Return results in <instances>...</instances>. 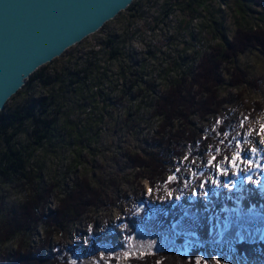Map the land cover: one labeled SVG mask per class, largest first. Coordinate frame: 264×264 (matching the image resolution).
<instances>
[{"label":"rangeland","instance_id":"obj_1","mask_svg":"<svg viewBox=\"0 0 264 264\" xmlns=\"http://www.w3.org/2000/svg\"><path fill=\"white\" fill-rule=\"evenodd\" d=\"M166 1L171 0H136L135 8L122 12L99 32L46 65L45 75L52 74L71 57L85 58V47L93 41H101L106 35L113 36L119 43L127 41V30L131 26L144 30L151 17L153 22H157V13H160ZM233 1L226 0V6L222 5V0H213L210 4L212 9L221 8L224 11V27L230 40L237 26L244 24L241 16L237 18L231 7ZM253 9L255 13L248 17V25L264 26L260 20L261 8L255 4ZM201 12L204 14L198 16L202 23L198 34H188L189 23L185 15L176 34V39L181 36L189 39L179 48L180 55L189 56L191 52L190 58L181 57L188 64L189 61H198L206 49L205 52L209 53L211 47L219 43L208 26L202 8ZM163 36L157 33L152 40L163 44L167 41L162 39ZM201 42L199 48L197 44ZM136 46L134 50L139 47ZM107 54L103 48L99 56L102 67L118 73L121 67L128 66L130 79L135 77L138 69L137 76L142 77L144 67H140V63H144L143 56L136 54L133 65L127 62L120 66L108 63ZM234 66L245 70L250 78L258 81L260 89L254 85H228L229 75L224 68L222 74L227 82L221 95L229 102L215 117L205 120L191 117V126L199 129L204 136L211 137V140L201 144L199 139L193 142L183 139L178 143L184 149L182 156L175 154V142L168 149L165 143L160 142L158 130L161 118L155 115L156 97L160 95L154 87L145 90L144 81L137 82L130 98H125L116 90L115 81L117 83L119 78L114 79L111 74L104 78L107 82L97 84L99 90L91 85L83 96L70 93L58 116L56 135L52 141L33 149L29 133L17 136L16 143L24 148L29 157L27 169L34 172L36 178L30 182L23 177L5 180L0 176V226L14 217L36 187L41 190L54 186L44 210L45 215L55 210L59 199L84 177L102 192L99 200H96L100 204L50 237L43 225L46 217H41L38 226L27 234L16 235L4 246L0 244V249L14 257L17 253H24L25 249L20 251L21 244L27 248L25 238L29 247L36 250L49 237L47 246L43 248L44 253L49 256L59 251L69 257L73 264H130L129 257L148 249L189 251L192 247H204L202 264H253L238 257L235 245L242 240H264V143H261L264 141V132L261 131L264 128V53L251 48L234 60ZM40 82V79L34 80L31 88L27 83L7 103L1 114L5 116L11 109L44 93ZM166 86L162 92L168 89ZM128 90L121 92L127 93ZM197 90L198 86H195L193 94ZM257 104H262V108L250 117ZM221 124L226 129L225 135L219 136ZM179 128L180 121H176L173 132ZM136 153L146 157L158 153L170 159L168 173L152 184L148 179L149 169L132 166L130 156ZM76 158L78 166L68 173L67 169ZM170 177L175 179L170 180ZM248 194L255 197V203L246 199ZM170 203L181 205L185 211L184 218L189 222L181 220L167 224L161 220L160 213ZM130 210L136 211L135 215L144 213L146 220L129 239L124 234V216ZM3 260H0V264H6Z\"/></svg>","mask_w":264,"mask_h":264},{"label":"trees","instance_id":"obj_2","mask_svg":"<svg viewBox=\"0 0 264 264\" xmlns=\"http://www.w3.org/2000/svg\"><path fill=\"white\" fill-rule=\"evenodd\" d=\"M212 1L171 0L163 4L165 15L178 6L184 12L187 23L192 17L194 19L204 14L201 12V8H203L208 19V26L213 30L214 37L219 39V43L214 44L211 51L205 53L200 59L191 81H188L187 78L178 81L175 87L157 100L155 115L161 118L158 130L159 140L167 145V149L172 142H175L177 156H182L184 153V149L178 145L183 139L191 142L199 139L201 144L211 140V137L204 136L199 129L191 126V117L197 116L201 120L215 117L229 102L221 95V90L227 82L222 74L224 68L229 75L228 85L232 87L254 85L260 89L258 81L250 78L245 70L234 66V60L251 48L259 49L264 53V26L248 25V17L252 16L251 13H255L253 9L255 4L261 8L260 20L264 22V0H234L231 3L237 18L241 16L244 20V24L237 26L231 40L224 27V17H222L224 11L221 8L212 9V5H210ZM222 3H226V0H222ZM136 4L134 3L130 8H135ZM116 41L113 36H109L106 40V50L110 58H118L121 53V47ZM99 56L100 51L92 50L85 54V58L74 59L71 57L63 66L56 68L49 75H45L46 65L43 66L32 75L28 81V87L31 88L30 84L34 80L40 79V86L45 94L42 93L36 99L28 100L20 107L11 109L5 116L0 112V176L2 179L14 180L23 177L30 182L35 180V173L27 169L29 157L24 148L16 143L17 136L29 133L33 149L43 146L46 141H52L53 136L56 135L58 116L62 113L70 93H78L83 96L87 92V87L96 86L106 76L107 71L102 70V60ZM195 86H198V90L193 94ZM92 94H94L93 91ZM256 107L252 110L250 117L258 113L262 104H257ZM176 121H180L181 128L176 129L177 131L174 133ZM225 129L223 124L219 126V136L225 135ZM213 141L215 140L213 139ZM226 149L229 150L228 147ZM130 159L132 166L136 169H149L148 179L152 184L168 173L167 166L170 159L158 155V153H152L149 157L136 153L131 155ZM78 162V158H76L67 172L69 173L73 167L78 166ZM53 191L54 186L41 190L36 187L32 193L28 194L14 217L0 226V244L2 246L8 244L20 233H29L31 229L39 225L41 217H46L43 225L47 236L50 237L56 231H61L69 224L80 220L89 209H96L100 204L96 200H99L102 193L91 185L87 177H84L59 199V205L55 210L45 215L44 210ZM184 212L181 205L170 203L160 213L159 218L167 224H174L181 220L189 222L184 218ZM135 214L136 211L130 210L124 216V234L129 239L146 220L144 213ZM49 237L45 240V244L43 243L44 245L36 250L29 247L25 238L27 248H24L25 244H21L20 251L25 249L24 253H17L14 257L11 254H5L6 250L0 249V260L4 259L3 262L6 261V264H73L69 257L62 255L59 251H55L49 256L44 253L43 248L47 246ZM235 248L239 258L250 260L253 264H264V240H242L236 243ZM204 251V247H192L189 251L173 248L163 251L148 249L143 253L129 257L128 262L130 264H202Z\"/></svg>","mask_w":264,"mask_h":264},{"label":"water","instance_id":"obj_3","mask_svg":"<svg viewBox=\"0 0 264 264\" xmlns=\"http://www.w3.org/2000/svg\"><path fill=\"white\" fill-rule=\"evenodd\" d=\"M136 0H0V112L32 75Z\"/></svg>","mask_w":264,"mask_h":264},{"label":"built area","instance_id":"obj_4","mask_svg":"<svg viewBox=\"0 0 264 264\" xmlns=\"http://www.w3.org/2000/svg\"><path fill=\"white\" fill-rule=\"evenodd\" d=\"M223 4L225 5V3H222V5ZM163 9L164 8L162 5L160 13H157V22H153V17H151V19H149L147 27L145 26L144 30H141L142 27L138 28L131 26L127 30V35H129L127 41L122 43L116 41L119 47H121V53L119 54L118 58L109 57L108 59V63L113 62L112 64L116 63L120 66L126 64L127 62L133 65L132 61L136 54H138V57L143 56L144 58L142 60H144V63H140V67H144V70L143 67L141 69V71L143 70V74L141 72L142 77L137 76L140 70L138 69V71H136L137 74L134 75L135 79L133 77L130 79V74L127 70V68H129L128 66L121 67V70L118 73H113L106 67H103L102 69L103 71L104 69L107 71L106 76L102 78V82H107L106 80H104V78H106L108 74H111L112 76L114 75V79L119 78V81L117 80V83L115 81L116 90L120 92L121 95H123L125 98H130L133 93L132 90H134L137 82L144 81L146 83L145 90H150L154 87V90L157 91V93L160 95L156 97V109L158 98L162 95L167 94L173 87H175L178 81H181L184 78H187L188 81H191L193 79V75L196 72L195 68H197L200 59L206 53L205 51H207L206 49L204 51L205 53L203 52V54L200 55L198 61L195 60L196 62L189 61L188 64V61L182 60V58H190L189 56L191 53H189V56H183L182 54L180 55V46L187 42V40L189 41V39H186L185 36H181L179 39H176V34L184 17V12L178 6H175L172 12H170L168 15H165V9ZM200 19L201 18L199 17H195L194 19L192 17L188 22L189 24L187 27L189 35L193 36L199 33L201 23ZM157 33L158 36L160 35V37L163 34L164 36L162 37V39H167V41H165L163 44H157V42L153 41L152 37ZM109 36L106 35L101 41H93L89 46L85 47L84 52L87 54L92 50H97L100 51L101 54L103 48L107 49L106 40ZM201 44L202 42L197 44V46L201 48ZM136 45H138L139 47L137 50H134V47H137ZM160 45H162V47ZM208 50L210 51V49ZM123 78H126L125 82L123 81ZM107 84L108 83H106V85ZM165 86L168 89L162 92ZM95 87L96 90H99V87L97 88V85ZM124 89H129V92L122 93L121 91Z\"/></svg>","mask_w":264,"mask_h":264},{"label":"bare ground","instance_id":"obj_5","mask_svg":"<svg viewBox=\"0 0 264 264\" xmlns=\"http://www.w3.org/2000/svg\"><path fill=\"white\" fill-rule=\"evenodd\" d=\"M231 184V183H230ZM258 186V185H257ZM246 199L250 202V203H255V201H256V199H255V197L252 195V194H248L247 196H246Z\"/></svg>","mask_w":264,"mask_h":264},{"label":"snow or ice","instance_id":"obj_6","mask_svg":"<svg viewBox=\"0 0 264 264\" xmlns=\"http://www.w3.org/2000/svg\"><path fill=\"white\" fill-rule=\"evenodd\" d=\"M261 131L264 132V128H262ZM261 143H264V141H262ZM169 179H170V180H174L175 177H170Z\"/></svg>","mask_w":264,"mask_h":264}]
</instances>
